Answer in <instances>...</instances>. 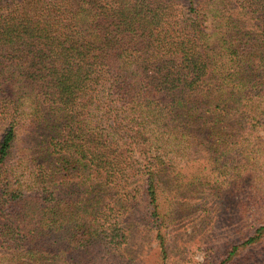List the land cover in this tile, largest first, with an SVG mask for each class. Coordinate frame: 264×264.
Returning a JSON list of instances; mask_svg holds the SVG:
<instances>
[{"label": "trees", "instance_id": "16d2710c", "mask_svg": "<svg viewBox=\"0 0 264 264\" xmlns=\"http://www.w3.org/2000/svg\"><path fill=\"white\" fill-rule=\"evenodd\" d=\"M201 195L264 198V0H0V264L165 259Z\"/></svg>", "mask_w": 264, "mask_h": 264}, {"label": "rangeland", "instance_id": "374dc122", "mask_svg": "<svg viewBox=\"0 0 264 264\" xmlns=\"http://www.w3.org/2000/svg\"><path fill=\"white\" fill-rule=\"evenodd\" d=\"M194 198L198 204H204L201 209H178L172 215L165 259L159 256V241L155 240L148 223L138 222L131 230L130 247L137 256L134 264H264V240L244 244L263 224L258 218L264 217V198L259 201L255 195L252 199L247 195L244 201L226 197L213 202L209 201L211 198L205 201L204 195ZM210 202L214 209L209 214L206 208ZM245 202L248 208L243 207ZM234 245L242 250L227 258Z\"/></svg>", "mask_w": 264, "mask_h": 264}]
</instances>
